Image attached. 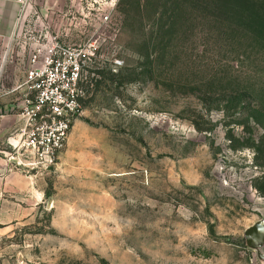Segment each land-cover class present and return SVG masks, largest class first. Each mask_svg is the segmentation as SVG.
Listing matches in <instances>:
<instances>
[{
  "label": "rangeland",
  "instance_id": "374dc122",
  "mask_svg": "<svg viewBox=\"0 0 264 264\" xmlns=\"http://www.w3.org/2000/svg\"><path fill=\"white\" fill-rule=\"evenodd\" d=\"M247 8L24 1L0 70V264H264V229L249 232L264 221V37ZM45 35L92 56L65 150L34 168L18 105Z\"/></svg>",
  "mask_w": 264,
  "mask_h": 264
},
{
  "label": "built area",
  "instance_id": "2783aa9c",
  "mask_svg": "<svg viewBox=\"0 0 264 264\" xmlns=\"http://www.w3.org/2000/svg\"><path fill=\"white\" fill-rule=\"evenodd\" d=\"M19 29L21 15L16 33ZM91 56L84 47L67 44L57 35L34 42L23 83L29 97L18 105L26 123L15 147L29 157L28 166L51 167L60 159L82 112V70Z\"/></svg>",
  "mask_w": 264,
  "mask_h": 264
},
{
  "label": "crops",
  "instance_id": "0c3cea01",
  "mask_svg": "<svg viewBox=\"0 0 264 264\" xmlns=\"http://www.w3.org/2000/svg\"><path fill=\"white\" fill-rule=\"evenodd\" d=\"M24 1L0 0V70H2V72L5 71V67H6L4 63V58H5L4 53L6 51L8 42L14 37L16 33L19 17L21 15V9L23 7ZM4 112L7 111L5 110ZM21 120H22V116H21ZM23 125L24 122L21 123V127ZM10 177L11 176L7 168L2 167L0 172V188H1L0 194L4 195V193L9 192L11 187Z\"/></svg>",
  "mask_w": 264,
  "mask_h": 264
},
{
  "label": "trees",
  "instance_id": "16d2710c",
  "mask_svg": "<svg viewBox=\"0 0 264 264\" xmlns=\"http://www.w3.org/2000/svg\"><path fill=\"white\" fill-rule=\"evenodd\" d=\"M238 1L241 6H243V10L246 7L248 10V16L251 18V28L252 34L259 35L264 37V8L257 7L256 5H252L250 0H234ZM229 4V2H228ZM231 4V3H230Z\"/></svg>",
  "mask_w": 264,
  "mask_h": 264
},
{
  "label": "water",
  "instance_id": "95a60500",
  "mask_svg": "<svg viewBox=\"0 0 264 264\" xmlns=\"http://www.w3.org/2000/svg\"><path fill=\"white\" fill-rule=\"evenodd\" d=\"M264 221L263 222H261V223H259L257 226H255V227H253L249 232L250 233H252V232H259V231H261V230H263L264 229ZM262 233H264V231H262Z\"/></svg>",
  "mask_w": 264,
  "mask_h": 264
}]
</instances>
